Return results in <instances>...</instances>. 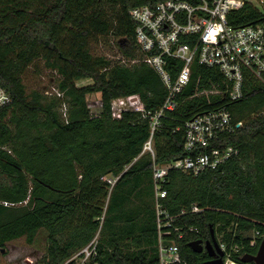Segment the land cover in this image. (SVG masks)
Masks as SVG:
<instances>
[{
    "label": "trees",
    "instance_id": "obj_1",
    "mask_svg": "<svg viewBox=\"0 0 264 264\" xmlns=\"http://www.w3.org/2000/svg\"><path fill=\"white\" fill-rule=\"evenodd\" d=\"M159 1L0 0V83L13 98L0 109V264H5L1 252L7 245L42 251L32 264H65L97 233V264H157L153 162L149 153L141 154L149 120L132 111L114 118L111 101L137 94L153 113L167 89L144 63L129 66L93 55L87 38L113 31L104 8L115 7L114 32L133 44L135 53L128 59L134 58L129 10ZM240 14L239 24H246L254 21L256 11L244 7ZM38 59L61 76L60 96L26 92L24 75ZM180 65L166 58L171 78ZM217 77L215 69L193 64L190 82L176 96L177 107L164 113L153 133L155 162L162 165L188 155L185 122L217 107L242 126L211 147L231 146L238 153L196 176L170 169L162 183V206L177 217L172 228L198 230L178 243L186 264L209 259L188 243L210 239V229L224 244L226 257L253 264L240 258L255 254L264 239V85L248 76L241 99L211 98L209 103L203 96L191 97L197 80L205 85ZM80 78L92 84L77 86L73 81ZM94 91L100 92L101 105L93 114L86 94ZM106 175H119L110 191L102 179ZM193 203L203 212L190 213ZM182 210L186 212L180 216Z\"/></svg>",
    "mask_w": 264,
    "mask_h": 264
},
{
    "label": "built area",
    "instance_id": "obj_2",
    "mask_svg": "<svg viewBox=\"0 0 264 264\" xmlns=\"http://www.w3.org/2000/svg\"><path fill=\"white\" fill-rule=\"evenodd\" d=\"M244 7L254 9L256 18L250 23L239 24V17L242 16L240 11ZM129 17L135 26L133 40L137 55L123 63L129 66L144 63L153 68L162 79L167 95L162 106L153 113L145 110L137 94L117 97L111 101L112 115L119 118L123 112L132 111L141 113L142 117L149 120L150 134L141 154L149 153L153 162V206L158 229L157 264H186L178 243L185 234H196L198 230L193 226L186 230L178 226L172 228L177 217L169 215L162 206V199L166 195L162 183L170 169L196 176L203 171L216 169L236 155L238 151L231 146H211L222 135L235 132L242 126V121H233L230 112L224 107L194 116L184 124L183 148L188 155L162 165L155 162L152 136L164 113L177 107L176 96L190 82L194 63L217 72L218 77L209 79L205 85L199 84L197 80L191 95L203 96L209 103L211 98H215L216 102L241 99L248 76L264 85V0H162L154 5L131 8ZM166 58L181 63L174 78L165 69ZM54 93L60 96L57 90ZM12 100L10 91L0 83V109L10 105ZM118 177L106 175L102 178L109 184V191ZM189 211L199 214L203 209L193 203ZM185 212L182 210L180 216ZM172 233L176 234L175 238L171 237ZM95 237L65 264H97L93 261L97 255ZM219 246L225 251L224 244L219 243ZM77 257H82V261L74 263ZM224 263L236 264L225 255ZM22 264L32 262L25 260Z\"/></svg>",
    "mask_w": 264,
    "mask_h": 264
},
{
    "label": "rangeland",
    "instance_id": "obj_3",
    "mask_svg": "<svg viewBox=\"0 0 264 264\" xmlns=\"http://www.w3.org/2000/svg\"><path fill=\"white\" fill-rule=\"evenodd\" d=\"M108 19L112 22L113 31L104 35H91L87 38L89 51L95 56H103L112 63L116 61L127 62L128 56L134 54L133 44L129 39L121 34L115 33L117 27L116 11L117 8L105 7ZM61 76L55 69H50L46 66L44 59H38L32 63L26 70L24 75V84L26 92L32 90L41 92L54 93L58 88V83ZM77 86H88L92 84L89 78L74 79ZM86 100L91 113H98L100 110V92H91L86 94ZM95 240L99 238V234L95 235ZM219 237V236H218ZM2 259L5 264H22L25 260L35 262L41 255L42 251H36L32 248L19 247L15 245H7L1 252ZM82 261V257H77L74 263ZM86 264H88L86 262Z\"/></svg>",
    "mask_w": 264,
    "mask_h": 264
},
{
    "label": "water",
    "instance_id": "obj_4",
    "mask_svg": "<svg viewBox=\"0 0 264 264\" xmlns=\"http://www.w3.org/2000/svg\"><path fill=\"white\" fill-rule=\"evenodd\" d=\"M188 246L196 253H205L209 259L205 264H225L224 251L219 246L213 231L210 229V239L202 241L201 239L193 240L188 243ZM243 263L264 264V239L261 241L255 254H243L240 258Z\"/></svg>",
    "mask_w": 264,
    "mask_h": 264
},
{
    "label": "flooded vegetation",
    "instance_id": "obj_5",
    "mask_svg": "<svg viewBox=\"0 0 264 264\" xmlns=\"http://www.w3.org/2000/svg\"><path fill=\"white\" fill-rule=\"evenodd\" d=\"M202 252H205V251H202ZM202 252H201V253H202Z\"/></svg>",
    "mask_w": 264,
    "mask_h": 264
}]
</instances>
